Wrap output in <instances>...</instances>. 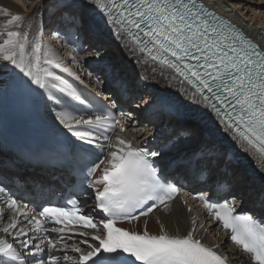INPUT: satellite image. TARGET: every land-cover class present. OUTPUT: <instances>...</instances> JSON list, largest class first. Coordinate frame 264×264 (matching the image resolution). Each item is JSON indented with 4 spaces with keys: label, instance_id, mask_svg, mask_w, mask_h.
Listing matches in <instances>:
<instances>
[{
    "label": "snow or ice",
    "instance_id": "obj_1",
    "mask_svg": "<svg viewBox=\"0 0 264 264\" xmlns=\"http://www.w3.org/2000/svg\"><path fill=\"white\" fill-rule=\"evenodd\" d=\"M85 3L98 6L115 26L116 33L131 37L140 53L173 70L180 83L189 86L183 91L187 100L210 110L233 133L234 139L264 157V49L208 9L202 0ZM2 11L11 16L0 33L5 37L0 42L3 71L9 66L18 69L20 78L16 86L29 93L43 96L55 88L61 94H49L46 99L54 102L51 110L58 129L72 138L67 142L72 152L66 155L87 161L83 176L85 180L92 177L93 211L99 217L83 212V205L76 200L29 208L28 203L17 198L8 177L0 171V205H4L0 207V220L5 216L11 219L0 231L19 239L18 246L9 239H0V264H227L214 248L195 238V220L184 236L170 235L163 226L159 234L149 233L146 226L143 232L117 226L119 221L139 220L159 206L169 207L168 202L186 187L169 180V170H182L188 179L205 187L206 191L196 193L195 198L222 223L225 231H230V241L248 254L252 264H264V223L252 214H236L231 182L215 174L226 163V155L212 146L187 155H170L179 150L189 135L182 127H173L160 147H134L119 136L113 143L109 133L117 125L123 132L124 124L110 109L82 114L77 104L85 101L66 88L67 81L52 70L61 65L53 58L42 60L40 36L29 48L28 33L20 30L24 18L12 15L8 9ZM61 20L74 27L81 25L72 11L67 15L62 11ZM62 71L72 74L68 68ZM149 107L157 108L155 115L161 121L179 112V105L167 99L154 100ZM121 116L127 122L133 113L121 112ZM10 163L14 161H0V170ZM221 193L233 196V202L216 199ZM81 194L87 195V191L82 190ZM141 209L144 210L137 214ZM17 217L26 220L31 231L46 235L34 242L25 228L18 226ZM70 233L89 239L69 244ZM69 250L75 255H68Z\"/></svg>",
    "mask_w": 264,
    "mask_h": 264
},
{
    "label": "bare ground",
    "instance_id": "obj_2",
    "mask_svg": "<svg viewBox=\"0 0 264 264\" xmlns=\"http://www.w3.org/2000/svg\"><path fill=\"white\" fill-rule=\"evenodd\" d=\"M20 1L24 2V0H20ZM205 1L209 5L213 6L214 9L224 12L225 14L233 18L239 24L245 26V28L248 29L250 32H252L254 37L257 40H259L264 47V28H263L264 14H262V12L252 13L251 15L252 18L247 20L244 18L247 16L243 17L241 15H238L235 12V9L234 10L231 9L232 5L230 4L232 3L235 7H238V8L242 6V11H243V5H242L243 2H241L240 0H205ZM63 2L66 4H74L72 5V7L78 6L79 8H81L83 11L82 13L84 14L85 18L91 23L95 24L94 26H96L98 30H101L105 33L102 35L101 33H93L90 29H88L87 26L86 27L88 30L86 29L85 26L80 25V29L84 31L89 41L94 44V48H96L97 45H100L102 48L101 50H104L103 49L104 45L108 44L107 49L112 48L111 46L115 45L118 51V53L116 54L119 55V58L121 57V59L127 60V63L124 62V64L126 65L130 62L129 64L131 65L132 69H134L135 77L133 79L134 80L137 79L135 80L136 82L135 81L130 82L129 76H128L129 78L127 77H126L127 79L125 78L126 80L124 79V76L126 75L128 71L124 72L125 74L122 78L116 77L114 80V81H117V84L113 86L115 87V90H116L115 95L116 97H118V100L120 101V103H123L126 107H128L129 103L132 101L134 96H136V99L138 101L139 88L137 87V83L139 82L138 77L141 78L140 80L142 81L143 84H148L151 86L149 87L150 88L149 92L145 93L147 96L146 98L147 101L150 98L149 94L151 92L152 93L151 95H153L154 97L156 98L160 97L158 98V100L162 98V99L172 100L180 104L181 106L185 108L188 118L192 121L191 123L194 125L192 124L189 125L188 123H184V122L180 123L175 118H171V117L167 118L166 120L161 121L155 115L156 111L154 109L156 107H151V108L149 107V108L144 109L143 107L135 106L136 109L138 110H135L132 108V111L134 110L133 112L137 113L138 119L140 122H150L149 119H144L142 117V114L145 112L151 111V115L153 117L152 119L154 123L153 124L146 123V124H148L149 128L151 126L152 130H155V128L158 126L167 127L169 132L166 134L165 138L168 136V134L170 133V130L173 127H182L183 129L188 131L189 129H191V126L194 128L195 124H197V126L200 125L203 128H207L209 135L212 136L213 141L216 142L210 145L211 146L217 145L216 148L218 150H227L228 148L233 150L242 164V172H241L235 165L232 164V162L226 161V165L227 167L231 168L232 173L235 172V175L239 176L237 178L239 182L235 183L234 190L235 191L242 190V192L245 195H247L248 192L250 193L254 192V194L248 196V198L252 197L251 199L254 198V195L258 196L260 194L261 189L264 186L262 184V182H264V158L254 148H251L246 143L241 142L240 140L234 139L233 133L230 130L226 129L225 125L220 121V118L216 117L214 113L204 108L200 104L193 103L187 100L183 95V91L184 89L189 88V86L186 84L182 85L180 83V78L176 76L174 72L152 61L145 54L140 53L138 50V47L133 43L132 39L129 36L117 34L115 26L107 21L106 14H104L102 10L98 8V6H95L94 4H90V3H85V0H36L29 6L30 8L28 7V9H23L21 5L17 2V0H0V33L4 32L6 24H7V20L11 18V16L5 15L2 11L3 9H8V11L12 15L19 14L24 18L23 25L20 30L28 33V39L30 42L29 48H31V45L35 43V38L37 36H40L42 60L45 58H53L51 54L55 55L56 57H59L58 53L52 52L53 50H51V48L46 47L47 45L48 46L52 45V47L54 46V48L57 47L58 45L60 46V43L57 44L56 39H54L55 37L56 38L58 37L55 33L54 35L51 36V39H47L45 41L43 25L47 24L49 16L54 11L53 8H57ZM41 4H43L44 7L40 8ZM38 8H39V11H37ZM252 11L253 9L251 10V12ZM253 17L254 18L256 17V20H258L259 23H261V27L256 25L255 21H253ZM257 17H259V19ZM3 38L5 37L0 36V42H2ZM61 47L63 49V45ZM116 54H114L113 56H115ZM70 55H68V60L70 59ZM105 55L107 54L104 52V54L102 55V58H100V60H98L96 64L98 65L102 63L111 64L110 63L111 60L109 58L108 59L105 58L104 57ZM56 57L55 59H58ZM103 59H106V61ZM89 60H93V58L85 57L81 61V63L83 62L88 63ZM44 66L50 67L48 65H44ZM110 66H112L114 70L118 68L116 66H113V64H111ZM3 68H4L3 62H0V101L5 98V96L3 95V92L8 90V86H9L8 82L12 81V84H14V83H17V80L20 78L18 69H13L11 66H9L7 71H3ZM120 68L121 70H123V66ZM52 70L55 71L57 75L62 76L63 79L69 78L65 74V72H63L62 69L60 68H53ZM121 73L123 74V72L119 71V75H121ZM116 74H113V73L109 74L106 76V78L111 79ZM174 76L176 77L175 79L173 78ZM128 79H129V82L127 81ZM112 84H113V81L111 82V85ZM52 90L53 89H50V91L45 92V94L47 95L51 94ZM121 91H124L125 95H129V99H124L123 96H121ZM35 99L38 103V97H36ZM139 102L141 103V100ZM139 102H137L136 104H138ZM41 105L44 108L42 112L43 117L45 119H48L53 125L57 126L55 121L53 120V112L51 110L53 107L49 106L47 104V101H42ZM133 117L134 116H132L131 121H129V123L126 122L125 125H127L128 127L129 126L132 127ZM137 128L138 126L135 125L133 130L137 131ZM194 130L196 129L194 128L193 131ZM117 136L122 137L123 139L128 141L127 138L125 137L126 135L120 131V127L116 129V132L112 136L113 143L116 142ZM130 136L134 138L136 135L135 133H131ZM185 141L187 142L191 141V143L185 144L186 146L183 144V146L179 148L180 150L192 149L191 147L195 146V144L193 145L194 137H191L190 139H186ZM1 155H4V154L0 151V156ZM221 155L227 156V151H224ZM14 165L21 169L19 174L24 179L42 177V175L39 174L38 172L28 171V167L26 166H22L21 164H18V163L17 164L15 163ZM218 171L220 170L217 169L216 172ZM220 172L227 174V171H224V170ZM242 173H245V174H242ZM252 177H253V180L251 179ZM256 180L258 181V183L261 182V184L257 185ZM17 219L20 222L18 226L28 227L27 221L24 220L22 217H17ZM193 220L196 221V230H195L196 235L203 236L206 241L213 240L212 234H207L205 236L204 230H203L204 227H201L203 225L204 218L201 217V219L197 221L196 213L188 212L186 208L183 207L179 202H174V203L169 204V207L167 209L156 210L149 217L140 218L137 221H133L131 226H133L137 230L144 229L146 226L147 230L151 234H159L161 230V226H163L164 230H166L170 235L184 236V235H187L189 231H191ZM9 223H11V219L5 216L4 219L0 220V227L7 226ZM9 236L11 235L0 231V239H8ZM219 240L223 241V237H221ZM222 250L229 253L233 261L237 262L238 260H240L242 261L243 264H248L247 261L243 259V257L240 256L237 251H235L233 248H229L225 243H223L222 245Z\"/></svg>",
    "mask_w": 264,
    "mask_h": 264
},
{
    "label": "rangeland",
    "instance_id": "obj_3",
    "mask_svg": "<svg viewBox=\"0 0 264 264\" xmlns=\"http://www.w3.org/2000/svg\"><path fill=\"white\" fill-rule=\"evenodd\" d=\"M34 1H36V0H24V2H25V4H24V2H22V1H20V0H17V2L21 5V7L23 8V9H28V7L34 2ZM241 2H243L242 3V5H243V11H242V6L241 7H235L232 3L230 4V5H232V7H231V9H235V12L238 14V15H241V16H247V17H244L245 19H247V20H249V19H251L252 17H251V15H252V13H260V12H262V14H264V0H240ZM65 2V1H64ZM62 3V4H60L57 8H53L54 9V11H53V13L49 16V18H48V21H47V24L46 25H43V32H44V34H45V37H44V40L46 41L47 39H51V36L52 35H54L53 34V27H52V24H53V22L54 21H56V20H61V12L63 11L64 12V14H67L70 10L72 11V12H75V14L77 15V17L79 18V20L81 21V26H87L88 27V29H90L93 33H101V35L102 34H105L103 31H101V30H98L97 28H96V26H94L95 24H93V23H91L90 21H88L86 18H85V16H84V14L82 13L83 11H82V9L81 8H79L78 6H74V7H72V5H74V4H67V5H70V7H68V8H65L64 7V5L66 4V3ZM30 8V7H29ZM253 9V11L251 12V10ZM258 19H259V17H257ZM253 21H255V23H256V25L257 26H260L261 27V23H259V21L258 20H256V17L254 18L253 17ZM66 23V22H65ZM89 23V24H88ZM84 24V25H83ZM90 25V26H89ZM87 27H86V29H87ZM45 28V29H44ZM94 28H95V30H94ZM263 28H264V26H263ZM87 29V30H88ZM54 39H56V43L58 44V43H60V44H62L61 43V41H60V39H57L56 37L54 38ZM47 45V44H46ZM108 45V44H107ZM107 45H104L103 46V53L105 52L107 55H106V57L105 58H109L110 60H111V64H113V66H116V67H118L116 70H113L114 72L116 71L117 72V74L119 73V71L120 72H123V74H122V76L125 74L124 72H126V71H128L127 73H126V75L124 76V79L127 77V78H129L130 77V82L131 81H135V80H137V79H133L135 76V72H134V69H132V67H131V65L128 63L127 65L126 64H124V62L125 63H127V60H125V59H121V57L119 58V55L118 54H116V53H118V51H117V48H116V46L115 45H109V46H111L112 48H109V49H107L108 47H107ZM46 47H49V48H51V50H53L52 52H56V53H58L59 54V57H56L55 55H52L51 54V56L53 57V59H55V57L56 58H58V59H56V62L57 63H59L60 65H61V68H68L69 67V69L71 70V73H73V74H76L77 72H78V70L80 69V60H78L72 53H69V51H66L65 49H64V47H63V49H62V47L61 46H57V47H55L54 48V46L52 47V45H50V46H46ZM49 48H47V49H49ZM99 48V47H98ZM97 49V48H96ZM113 52V53H112ZM72 54L73 56H71L70 55V59L68 60V55L69 54ZM93 53H97L96 52V50H93ZM114 54H116L115 56H113ZM113 58V59H112ZM103 60H105L106 61V59H103ZM108 61V60H107ZM84 63V62H83ZM117 64V65H116ZM124 64V65H123ZM123 66V70H121V68L120 67H122ZM60 68V69H61ZM125 69V70H124ZM131 69V70H130ZM110 72V74H116V72L114 73V72ZM131 71V72H130ZM133 72V73H132ZM131 73V74H130ZM129 76V77H128ZM126 78V79H127ZM104 79L106 80V76L104 77ZM125 79V80H126ZM138 79H139V82L137 83V87L139 88V92L141 93V95L138 97V101L137 100H134L133 102H132V104H131V109L133 108V109H135V110H138V109H136V107H143L144 109L145 108H149V104H151L154 100H156V101H158V98H160V97H158V98H156V97H154L153 95H151L152 93L150 92V94H149V99L151 100H149L148 99V101H147V96H146V94L145 93H147V92H149V90H150V88L149 87H151L150 85H148V84H143L142 82H141V78H139L138 77ZM128 82H129V79L127 80ZM144 81V80H143ZM136 82V81H135ZM113 88V91L116 93V90H115V87H112ZM107 92H111L110 91V88H109V90L107 91ZM162 99V98H161ZM141 100V103L139 102ZM139 102L138 104H136L137 102ZM147 103V104H146ZM178 104V103H177ZM180 107H181V110L182 109H184L185 110V108L184 107H182L180 104H178ZM133 106V107H132ZM136 106V107H135ZM134 111V110H133ZM132 111V113H134ZM183 111V110H182ZM143 114H145V113H143ZM133 126H132V128H134V126L135 125H137L138 126V128H137V130H141V125H140V123H144V122H140L139 121V119H138V115H137V113L135 112L134 114H133ZM180 116H183V115H180ZM171 118H173V117H171ZM177 120V119H176ZM178 121V120H177ZM182 121H183V119H182ZM186 123H188L189 125H191L192 123H191V121L189 122V121H185ZM147 126H148V124H146ZM192 125H194V124H192ZM127 126V125H126ZM140 126V127H139ZM195 126H197V124H195ZM194 126V128L196 129V130H194L193 131V127L191 126V129H189L187 132L189 133V135L184 139V141H182V144H181V146L180 147H182L183 146V144L185 145V144H189V143H191V141H185L186 139H190L191 137H194V143H193V145L195 144V145H198L199 144V142L201 143V140H203V138H202V131H200V129H198V128H196ZM151 127V126H150ZM199 127L201 128L202 126H200L199 125ZM149 128V127H148ZM148 128H146V129H148ZM203 128V127H202ZM195 131H197V132H195ZM130 132V131H129ZM131 133L132 132H130L129 133V135H131ZM200 134V135H199ZM126 135V134H125ZM129 137V139L131 138V136H128ZM129 141H132V138L129 140ZM204 142H206V140L204 139L203 140V143ZM186 146V145H185ZM227 149V148H226ZM180 150V149H179ZM242 174H245V173H242ZM231 177H235V179H234V182H236L238 179V177L239 176H236L235 175V172L233 173V175L231 176ZM239 182V180L236 182V183H238ZM262 184L264 185V183L262 182ZM252 194H254V192H252V193H250V192H248L247 193V195L246 196H250V195H252ZM250 198H252V197H250ZM262 204L264 205V200L262 201Z\"/></svg>",
    "mask_w": 264,
    "mask_h": 264
},
{
    "label": "water",
    "instance_id": "obj_4",
    "mask_svg": "<svg viewBox=\"0 0 264 264\" xmlns=\"http://www.w3.org/2000/svg\"><path fill=\"white\" fill-rule=\"evenodd\" d=\"M183 107V106H182ZM181 110V109H180ZM183 111H180V113H181V115H183L182 117H184L186 120H188V121H191L189 118H188V116H187V114H186V111L184 110V109H182ZM207 129V128H206ZM208 131V130H207ZM201 147H202V145L201 144H199V145H195V146H192L191 148L192 149H185V150H178V151H174V152H172V153H170V155H173V156H179V155H187V154H191L194 150V152H196V151H198V150H200L201 149Z\"/></svg>",
    "mask_w": 264,
    "mask_h": 264
}]
</instances>
